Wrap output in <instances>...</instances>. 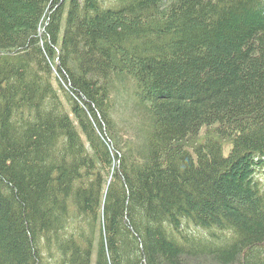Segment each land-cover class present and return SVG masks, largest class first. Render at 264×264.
I'll return each instance as SVG.
<instances>
[{"label":"trees","instance_id":"trees-1","mask_svg":"<svg viewBox=\"0 0 264 264\" xmlns=\"http://www.w3.org/2000/svg\"><path fill=\"white\" fill-rule=\"evenodd\" d=\"M0 264H264V0H0Z\"/></svg>","mask_w":264,"mask_h":264},{"label":"rangeland","instance_id":"rangeland-1","mask_svg":"<svg viewBox=\"0 0 264 264\" xmlns=\"http://www.w3.org/2000/svg\"><path fill=\"white\" fill-rule=\"evenodd\" d=\"M224 152H225V154H227V153H228V151H227V150H225Z\"/></svg>","mask_w":264,"mask_h":264}]
</instances>
